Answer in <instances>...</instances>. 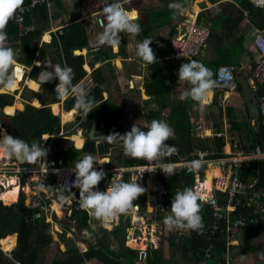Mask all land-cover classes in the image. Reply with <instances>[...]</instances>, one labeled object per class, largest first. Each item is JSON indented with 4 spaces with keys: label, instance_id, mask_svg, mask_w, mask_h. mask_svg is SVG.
<instances>
[{
    "label": "crops",
    "instance_id": "0c3cea01",
    "mask_svg": "<svg viewBox=\"0 0 264 264\" xmlns=\"http://www.w3.org/2000/svg\"><path fill=\"white\" fill-rule=\"evenodd\" d=\"M152 1L159 2L160 6L150 4L149 0H128L123 6L129 11L134 9L139 14L140 11L146 9L158 11L165 8V4L162 3L161 0ZM208 1L211 3L210 6L205 0H187L184 5L175 1L174 5H178L179 7H173V9L177 12V16H179L180 19L165 23L163 26L153 31L152 37L155 38V51L157 52V50H159V52H163L167 49L166 47L171 49L170 39L175 34L177 28L183 23L195 21L196 24L205 26L209 30V37L204 48V56L200 62L212 71V79H214L217 69L226 65L223 59H228V55L234 53L233 55L238 54L239 56V65L238 67H234L238 69L237 72H242V75L247 81V76L252 71L256 57L252 45V35H254L255 30L264 29V8L253 7V9H255L249 11L243 9L233 0ZM113 2L114 0H105L106 5ZM223 3L233 4V6L226 9V12L229 14L236 15L238 10L244 12L243 21L239 23L238 27L232 32L227 31L226 27L228 23L223 22V20H216V11ZM81 4L82 0H73V2L70 0H47L36 5L25 16L24 24L27 23V17H29V22L26 24V34L19 33L20 28L18 24L14 22L13 18L9 21L17 25L18 33L17 36H15L16 38L6 40V46L11 47L17 53L18 64L24 68V73L22 81L18 84L20 89L15 91V88L13 91L6 90L0 92V94L13 97V101L10 105L0 108V139H2L5 132L9 134L8 130L12 129L8 117H13L16 112H24L26 105H31L34 108H41V105L38 100L33 97L32 93H42L43 86H50L58 80L53 76V79L43 83V79L46 77L47 73H54V66L57 64L61 65V60L63 61L64 59L62 51L63 46L60 39L63 29L73 24H79L87 38V45L81 49L73 50L72 55L75 57H82V69L85 75L82 79L74 83L73 86L78 84L82 85L88 91L89 97L94 95L95 89H100L101 97L99 100H95V104L97 105L101 102L109 101L120 109V115L114 118L116 129L108 131L105 128L106 126L100 125L99 127L97 117L90 121L87 119V124L89 125L86 124V126H83L82 124L86 117L84 118L83 115L78 113L75 107L69 109H74L72 112L65 113L64 111H69L65 107V101L68 99H75V97L70 95L66 99L60 98L55 90L59 83L58 81L53 86V91L58 98L54 101L52 96L47 95V100L50 102L47 107L50 112H52V115L59 117L60 128L56 134L41 135V147L48 150V154L44 160L48 168L57 173H60L62 170H69L76 173L75 165L84 155L81 154L77 157L69 156V147L72 146L76 152H82L84 145L88 142H92L94 145V153L89 154L94 156L98 162H104V164L94 163V168L96 170L103 169L106 173L105 178L100 182L98 188H102L103 191H106L111 181L115 180L114 176L116 173L111 170H118L121 166H124L123 158L121 157V155L123 156L124 154V150L122 141L117 140L110 144L105 142V136L115 132L124 134L130 131L135 123L141 127L144 124L150 125L151 122L147 119V112L149 110H156L157 101L155 95H147L145 93V86L151 79L152 64L144 62L137 55V44L141 43L143 38L138 35L121 32V44L118 49H113L106 44L102 46L98 45L97 36L99 33L103 32L104 29L98 28L89 20L81 19L83 18ZM41 5L45 6V17L44 20L39 23L36 16H34V10ZM260 9H262L263 12H261ZM180 11H185L186 14L183 15ZM245 20L248 21L246 25ZM171 27L174 29V34L169 38L168 34ZM162 28H165L167 31L165 45L161 43L163 41L162 36H160V34L156 35L155 33L157 29ZM37 31L41 33L38 38L33 36ZM23 38H26V42L30 41V52L26 50L21 51V48L24 46ZM161 46L164 48L162 49ZM105 50H109L113 55L111 59L99 60L93 66H90V63L96 59L97 53L104 52ZM156 57H159V55H156ZM179 62L181 63V61L173 59L172 56L162 57V59L159 57L157 60L161 70L165 68L164 66H172L177 73V78L168 79V81H173L172 83H168L171 86L168 101L169 107L161 111L158 120H164L170 125V109L178 107L185 102H189L190 106L186 111V119L188 123V138L190 139V120L194 118V112H192V110L194 107L200 105L190 98L183 101L179 99L183 91L192 87L187 84V81L179 80L178 70L181 66ZM37 64L39 66H37ZM98 69L101 71V77L104 78L100 84H97L92 78L93 71ZM27 79L33 80L37 84L31 83V88H29L25 84ZM34 85H37V88H34ZM248 85L250 87L249 82ZM252 94L256 97L254 92H252ZM17 100L21 101L20 103L23 104V108L15 109V107H13L10 109L11 111H9V109L7 110L8 112L14 111L12 115L5 114L4 109L7 106H12ZM36 102L39 106L35 105ZM145 102L148 103L145 104ZM55 104L59 106L58 114L53 112L52 107ZM237 105H241L242 120H245L250 129L254 130V126L251 124L252 119L247 118L248 116L243 97L242 95L240 96L238 92L229 95L226 106L234 107ZM215 106H217L216 101L206 105L203 111L208 123L211 120L217 123V131L223 132V127H225V124H228L230 134L238 137L247 151H250L251 147L254 149L256 145H264L262 140L255 145H253V142L244 141L239 135V132L232 130V125H230L228 121L226 111L224 110V112H222ZM241 118H238V120L240 121ZM252 121H254L256 125L257 121L254 119ZM74 137H80L78 143L73 139ZM214 138L222 139L223 145L225 144L223 137H207L203 141L190 139V141L195 144L193 145V143H191L192 152L188 154L182 152V154L191 157L195 151L199 150L198 143H205L207 141L210 143L209 149H211V147L212 149H216L213 144ZM80 139H82V141ZM42 159L35 163H27L17 161L14 157L9 158V165L10 163L14 164L10 165L7 169L12 172H3L4 170L1 167L0 174L2 173L3 175H0V178L2 182H12V184L6 187L7 190L0 189V193L10 192L16 189L17 200L14 203L18 202L22 197L24 199V204L29 208L38 210L39 213L36 214V216L44 217L45 222L48 223V231L50 235H52V241L56 244V249H54L50 255H47L48 257L45 258L44 264H64L63 261L72 256L75 257L74 264H133L136 251L139 247L147 248L148 259L146 264H149V261L153 259L154 252L158 253V264H161V261L162 264L187 263L178 261L176 258V250L179 249L170 246L168 236H172L173 241H175V238H178L176 232L179 229L169 231L164 224V218L170 215L171 211L166 215H162L159 211L154 209L150 180L140 182V185L146 189V192L133 202L135 205H139L135 213L121 214L114 221L104 224L91 216L87 211L77 207V204H80L77 196L79 193L78 188L75 192L57 188L54 175H50L48 180H41L38 175V162L42 161ZM65 159H67V161L64 165L62 161ZM108 170L111 172H108ZM210 172L211 170H207L206 172L205 184L208 181L207 175L210 174ZM181 173L190 176L191 182L188 187L192 188L194 184L193 173L186 174L180 172L179 174ZM8 174L14 176L8 178ZM251 176H257L259 184H264V162H259L258 167H253L248 171L246 170L242 178L248 181ZM132 177L133 176L129 177V175L125 174L122 180L128 182ZM210 181L207 182L208 185ZM207 184L205 185L206 187ZM41 185H43V187H41ZM185 188L187 187H184L183 183H181L180 187L174 189V192L177 193ZM258 189L261 192L264 190V188L260 187H258ZM224 196V194H217V201H221ZM54 204L56 206L52 208ZM57 206L60 215L54 211L58 210ZM205 207H208V205L202 204L201 211L205 210ZM243 210L242 214L237 216L248 218L252 215L250 209L245 208ZM256 217L258 218V216ZM263 221L259 219V222L256 224ZM217 222L218 221L212 217L208 220L203 218V232L201 234H196L202 235V238H205L207 241L212 240L213 236H217L218 233L224 235ZM216 225L218 229L214 230L213 226ZM191 231L192 230L184 229L181 232H187L186 238H189L192 234ZM211 231H213V235H210ZM209 236L211 239H209ZM15 239H17V235ZM13 241L12 244L15 247L16 242L14 244ZM5 242L7 241L5 240ZM70 248L77 250L78 254L72 250L70 251ZM211 248L212 245L206 250H210ZM179 255L181 257L182 253Z\"/></svg>",
    "mask_w": 264,
    "mask_h": 264
},
{
    "label": "trees",
    "instance_id": "16d2710c",
    "mask_svg": "<svg viewBox=\"0 0 264 264\" xmlns=\"http://www.w3.org/2000/svg\"><path fill=\"white\" fill-rule=\"evenodd\" d=\"M175 1L181 5H184L187 0H161V2L165 4L164 9L158 11H152L150 9L142 10L140 11L139 20L137 21L142 29L138 36L142 37L143 40L145 38L152 39L153 42L150 47L153 49L155 55H159L161 59L162 57L172 56V51L166 47L167 49L165 51L159 52V50H157L156 52L155 38L152 37V33L156 28L163 26L165 23L180 19L173 7H170V5H174ZM233 1L237 2L245 10L252 11L255 9H253V6L248 2V0ZM29 2L30 0H24L23 5L29 4ZM205 2L209 4V6L211 5L208 0H205ZM230 6H233V4L223 3L220 5L216 11V20H223V22L228 23L226 27L227 31L232 32L238 27L239 23L243 21L244 12L242 10H238L236 15L229 14L226 12V9ZM44 10L45 6L42 5L38 6L36 10H34V16H36L39 23L44 20ZM260 11L263 12L262 9H260ZM28 20L29 17H27L26 24H28ZM26 24L23 25L24 29H27ZM5 31L7 33V39H13L16 38L15 36H17L18 27L12 22H9ZM62 32L63 33L60 36V39L63 46L62 51L64 59L63 61L61 60V66L63 67L65 64H67L73 69L74 78L72 80V84H74L84 77L85 72L82 69V57L73 56L72 51L85 47L87 45V38L79 24L70 25L64 28ZM40 34V31H37L33 34V36L38 38ZM173 34L174 29L171 27L168 37L170 38ZM23 42L24 46L21 48V51L26 50L27 52H30V41L26 42V38H23ZM233 54L234 53H232V55H228V59H223L224 63L226 64L224 66L238 67L239 56L238 54ZM112 56L113 55L109 50L98 52L96 59L90 63V66H93L99 60H110ZM159 57H157V60ZM157 60L152 63L151 79L145 86V93L147 95H155V99L157 101L156 110H149L147 112V119L150 122L153 119L158 120L160 118L161 111L169 107L168 101L169 94L171 92V86L168 83H172L173 81H168V79L177 78L175 68L173 69L172 66H164L165 68L161 70L160 64L157 63ZM183 63L185 62L181 61L180 64ZM253 68L254 63L252 69ZM237 70L238 69L236 68V72ZM100 72L101 71L98 69L94 70L92 73V78L97 84H100L104 79L101 77ZM31 81L34 83L33 80ZM57 82L58 80L55 83ZM54 84L50 86H43L42 93H32L33 97H35L41 105V108H34L31 105H26L24 112H16L13 117H8L9 123L12 127V129L8 130L10 135L25 140L29 145H31L33 142H36L41 146V135L58 133L60 128L59 117L52 115V112H50L49 108L47 107V105L50 104V102L47 100V95L52 96L54 101L58 98L53 91ZM100 92V89H95L92 98L99 100L101 97ZM237 92L241 96V88L239 85ZM262 93H264V87H258L255 95L258 96ZM12 101V96L0 94V108L10 105ZM15 103L12 106H7L4 109V113L12 115L14 111L8 112L7 110L13 108ZM75 103V99L66 100V109L69 110L75 107ZM147 103L148 102H145V104ZM188 103L189 102H185L180 104L178 107L170 109V125L174 130V138L165 142L169 146L175 145L179 149V152H183L184 154L192 152L191 143L195 145L194 142L190 141L188 138V123L186 119V111L190 106V103ZM230 106H226L225 111L228 121L230 125H232V130L239 132V135L244 141L253 142V145L258 144L261 140L264 142V130L260 128L258 132H255L254 130L250 129L248 123H246L245 120H242L241 105L234 107ZM73 110L64 112L70 113ZM118 115H120V109L117 106H114V104L109 101L101 102L100 104H95L93 111L88 114L86 119H84V123L82 125L86 126L87 119L90 121L91 119L97 117L99 127L101 125L106 126L105 128L108 131H111V129L115 130L116 122L114 118ZM238 118H241V120L239 121ZM79 138L80 137H74L73 139L78 143ZM80 140L82 141V139ZM105 142H107V140ZM213 144L216 147V150L220 151L221 147L223 146V141L222 139L214 138ZM209 145V141L205 143H198L199 150L201 151L210 150ZM68 153L71 157H77L81 154H92L94 153V145L92 142L86 143L82 149V152H76L73 147L70 146ZM8 159L9 158H0V165L2 167H6L8 164ZM66 161L67 159L62 161V164L65 165ZM190 182V176H186L182 173L172 176L166 183V185L169 186V190L165 196V202L171 206L172 199L176 194L174 189L180 187L181 183H183L184 187H188ZM258 187L264 188V184H258L257 189ZM98 190L103 191L102 188H98ZM77 196L79 198V193ZM0 202L5 204L2 205V203H0V241L2 240L5 242L6 240L7 242L5 243L7 245L12 244L13 239L16 238L17 235L16 245L11 250L9 256L0 250V264H44L45 258L48 257L47 255H50V253L56 249V244L52 241V235H50L48 231V223L45 222L44 217L36 216L39 211L26 206L22 197L18 202L13 204H11L12 202L10 201L4 200H0ZM77 207L82 209L80 204H77ZM211 211V208L208 206L205 207V210L201 211L200 214L202 218L208 220L212 217ZM243 211V209L238 208L232 215H230V218L234 219L237 215L242 214ZM217 224L221 229V226L225 225V221H218ZM191 233L192 234L189 236V238H186V236H182L181 238V236H179L178 241H173L172 236H168L170 246L177 247V249H179L182 253L181 257L188 264H199L202 261L204 264H227L230 263L229 260L235 261L236 259L239 261V263L240 260L243 259L244 262L241 264H264V221L256 225L248 224L245 226L240 233L234 236V239H236L238 242L236 246H228L227 243L229 242V239L225 238V236L220 233H218L217 236H213L212 240L210 241L202 238V235H197L196 231L192 230ZM210 245H212V248L209 250L207 257L205 250ZM71 250L78 254L77 250L70 248V251ZM228 257L230 258L228 259ZM74 258L75 257L72 256L63 262L64 264H74ZM157 258L158 253L154 252L153 259L149 261V264H158Z\"/></svg>",
    "mask_w": 264,
    "mask_h": 264
},
{
    "label": "clouds",
    "instance_id": "9594fccd",
    "mask_svg": "<svg viewBox=\"0 0 264 264\" xmlns=\"http://www.w3.org/2000/svg\"><path fill=\"white\" fill-rule=\"evenodd\" d=\"M127 2L128 0H114L113 3L103 7L102 12L107 23L103 32L97 36L98 45L106 44L113 49H118L121 44V32L138 35L142 31L140 24L137 23L139 13L134 9L127 10L123 6ZM23 3L24 0H0V91L14 89L21 72L17 53L11 47L6 46L7 33L5 29ZM170 7L179 6L170 5ZM152 42V39L145 38L137 44L138 57L148 64L157 60L150 47ZM37 66L39 65L37 64ZM53 76L59 81L55 89L58 96L62 99H66L70 95L74 96L76 99L75 109L87 117L95 107V99L89 97L88 91L82 85L73 86V69L67 64L63 67L57 64L54 66V73H47L43 83L53 79ZM212 76V71L200 61L191 60L181 64L178 70L179 80L187 81V84L189 83L192 87L183 91L179 99L183 101L191 98L201 108L208 105L216 87V81L212 79ZM146 128L147 131H144L141 126L135 123L130 131L124 134L111 133L105 136V139L110 144L117 140L122 141L125 155L149 162L170 157L179 151L175 145L169 146L165 143L174 138V130L166 121L153 119ZM47 154L48 150L38 143L33 142L29 145L25 140L13 137L6 132L0 139V158L14 157L20 162L35 163L42 158L45 159ZM94 163L104 164V162H98L91 154H85L75 165L76 178L73 186L79 189L80 207L104 224L114 221L121 214L135 213L139 205H135L133 202L146 192V189L137 182L138 177L133 176L128 182L117 178L111 181L106 191H100L98 185L105 178L106 173L103 169L96 170ZM203 164L204 161L198 159L191 161L190 166L193 170H197ZM157 168L169 176L174 172L172 164L163 163H158L145 171L155 172ZM204 199L205 197L198 189L187 187L178 191L171 202V214L164 218V224L168 230L201 231L204 225L200 213L202 204L205 203L200 202Z\"/></svg>",
    "mask_w": 264,
    "mask_h": 264
},
{
    "label": "built area",
    "instance_id": "2783aa9c",
    "mask_svg": "<svg viewBox=\"0 0 264 264\" xmlns=\"http://www.w3.org/2000/svg\"><path fill=\"white\" fill-rule=\"evenodd\" d=\"M45 1L47 0H31L28 5L22 6L15 13L13 20L18 24L20 33L26 34L27 32L23 27L25 16L36 5ZM248 1L253 7L264 8V0ZM104 6H106L105 0H82L81 12L83 18L81 19L89 20L98 28L104 29L107 23L105 15L102 12ZM246 24H248L247 20H245ZM208 37V28L196 24L195 21L181 24L170 39L173 59L184 61L185 63L191 60L201 61L204 56V48ZM252 45L256 57L254 68L247 76V81L250 84V89L255 93L258 87H264V29L255 30L254 35H252ZM214 80L216 81V87L214 89L213 100L210 103L216 101L217 106L215 107L224 112L229 95L236 93L238 90L236 69L234 67L221 66L217 69ZM188 85L190 84L188 83ZM256 104L258 123L255 125L254 121L251 120V124L254 126V131L258 132L260 128L264 130V93L256 97ZM204 107L196 106L192 110L194 112V118L190 120V139L203 141L207 137H223L225 144L221 147L220 151L212 149L211 147L210 150L195 151L191 157L185 156L178 151L170 157H164L159 161L153 162L134 159L123 154L121 157L123 158L124 166H121L118 170L111 171L116 173L114 176L115 179H123L124 175L127 174L129 177H138L137 182L139 184L142 181L150 180L154 209L162 215H166L171 211V206L165 202V196L169 190V186L166 183L172 176L180 172L186 174L193 173L194 184L192 188L198 189L205 197L200 203H205V205L211 208V216L213 219L225 221V225L222 226L221 231L229 239L228 246H236L238 243L234 239L235 235L240 233L248 224H256L259 219L264 220V190L261 192L257 189L259 184L258 177L251 176L248 181L242 178L246 170L248 171L253 167H258L259 162H264V145H256L254 149L251 147V150L247 151L239 138L230 134L228 124H225V127H223V132H219L216 128V122L211 120L208 123L203 111ZM146 126L148 125L144 124L142 130L147 131ZM198 159L204 161V164L201 168L193 170L190 166L191 161ZM44 160L42 159V161L38 162V175L41 180H48L50 175H54L57 188L74 192L77 190L73 186L76 173L69 170H62L60 173H57L48 168ZM158 163L172 164L174 166V172L169 176L159 168L155 172L145 171ZM13 164L10 163V165ZM10 165L8 163L6 167H2L3 172L11 173L12 171L7 169ZM207 170H211L210 174H212V178L210 184L206 187L205 177ZM111 171L108 170V172ZM0 175L3 174L1 173ZM11 176L14 175H7L8 178H11ZM10 184L12 182H2L0 178V189L7 190L6 187ZM217 194H224L225 196L221 201H217ZM238 208L250 209L252 215L248 218L244 216H236L234 219L230 218V215ZM213 228L217 230L218 226H213ZM182 230L184 229L177 230L176 234H178V238L179 236L187 235V232H181ZM202 232L201 230L196 233L201 234ZM210 235H213V231L210 232ZM178 238H175V241H178ZM209 239H211L210 236ZM208 252L209 249L205 252L207 257ZM147 259V248H139L136 251L133 264H146ZM229 262L227 264H234L233 261L229 260ZM199 264H204V262L202 261Z\"/></svg>",
    "mask_w": 264,
    "mask_h": 264
},
{
    "label": "rangeland",
    "instance_id": "374dc122",
    "mask_svg": "<svg viewBox=\"0 0 264 264\" xmlns=\"http://www.w3.org/2000/svg\"><path fill=\"white\" fill-rule=\"evenodd\" d=\"M70 1H72L73 2V0H70ZM149 3L150 4H154L155 6H160V3L159 2H156V1H152V0H149ZM161 8V7H160ZM158 9H159V7H158ZM183 15L184 14H186V12L185 11H180ZM166 30H165V28L163 29H157L156 30V35L157 34H160V36H162V39H163V41L161 42L162 43V45H165L166 44ZM161 39V40H162ZM48 40V39H47ZM162 47V49L164 48L163 46H161ZM105 67H107V66H105ZM31 80L30 79H27V81H25V84L29 87V88H31L30 86H31ZM21 85H23V84H21ZM18 88L20 89V87H19V85L17 86V88L15 89V91L16 90H18ZM28 89V88H27ZM9 92V91H8ZM22 96V95H21ZM256 97H257V95H256ZM17 102H21V101H19V100H17L16 101V103ZM16 103H15V105H16ZM14 105V107L16 108V109H21V108H19L18 106H15ZM53 112H54V110H53ZM2 167V166H1ZM1 167H0V169H1ZM0 200H4V201H10V202H12V203H14L16 200H17V190L16 189H14V190H12V191H10V192H5V193H0ZM11 203V204H12ZM11 204H9V205H11ZM2 205H5V204H3L2 203ZM56 205L54 204L53 206H52V208H54ZM57 209H58V206H57ZM54 210V209H53ZM54 211H56L57 213H58V215H60V212H59V209L58 210H54ZM14 241V243L16 242V239L14 238L13 239ZM238 243V242H237ZM0 250L2 251V252H4L7 256H9V254H10V252H11V250L10 251H5L4 249H3V247H2V244H1V242H0ZM181 253V251H179V250H176V258L177 259H179V257H180V254ZM179 255V256H178ZM180 262H182V263H184V262H186L185 260H183V258L181 257L180 258V260H179ZM234 262V264H241V263H243L244 262V260L242 259V260H240V263H239V261L236 259L235 261H233ZM236 262V263H235ZM186 264H188V263H186Z\"/></svg>",
    "mask_w": 264,
    "mask_h": 264
},
{
    "label": "water",
    "instance_id": "95a60500",
    "mask_svg": "<svg viewBox=\"0 0 264 264\" xmlns=\"http://www.w3.org/2000/svg\"><path fill=\"white\" fill-rule=\"evenodd\" d=\"M237 83L241 88V95L243 97V101L245 103L247 118L254 119L258 123V110L256 104V97L252 94L248 82L246 81L245 77L242 75L241 71L236 73Z\"/></svg>",
    "mask_w": 264,
    "mask_h": 264
},
{
    "label": "bare ground",
    "instance_id": "6f19581e",
    "mask_svg": "<svg viewBox=\"0 0 264 264\" xmlns=\"http://www.w3.org/2000/svg\"><path fill=\"white\" fill-rule=\"evenodd\" d=\"M19 65V64H18ZM20 68H21V72H20V75H19V77H18V80H17V85L22 81V78H23V73H24V68L23 67H21V65H20ZM34 88H37V85H34L33 86ZM15 88H17V87H15ZM14 88V89H15ZM14 89H12L11 91H13ZM0 92H4V91H0ZM35 105L36 106H39L38 105V103L36 102L35 103ZM16 106H18L19 108H23V104L22 103H20V102H18L17 104H16ZM53 110H54V113H56V114H58V112H59V106H58V104H55V105H53ZM13 110V109H12ZM9 111H11L10 109H9ZM1 167V166H0ZM215 172V171H214ZM211 178H212V174H208L207 175V182H209L210 180H211ZM6 179V178H5ZM13 182H14V180H13ZM207 182H206V184H207ZM17 183V182H16ZM205 184V185H206ZM150 186V185H149ZM207 186H208V184H207ZM109 227V226H108ZM1 244H2V247H3V249L7 252V251H10V250H12L13 249V247H14V245L13 244H6L5 242H1ZM139 248H143V247H139Z\"/></svg>",
    "mask_w": 264,
    "mask_h": 264
}]
</instances>
